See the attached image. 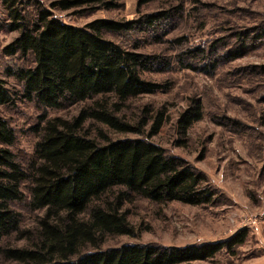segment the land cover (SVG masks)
Masks as SVG:
<instances>
[{"label":"trees","instance_id":"trees-1","mask_svg":"<svg viewBox=\"0 0 264 264\" xmlns=\"http://www.w3.org/2000/svg\"><path fill=\"white\" fill-rule=\"evenodd\" d=\"M1 1L6 30L17 33L2 54L18 56L28 66L7 70L19 90L0 79V107L18 100L42 110L81 107L71 119L42 115L33 129V157L25 163L12 152L15 132L0 116V264H195L222 252L235 255L246 231L224 241L181 247L148 243L102 248L108 238L136 234L126 209L136 198L194 207L215 201L217 193L203 172L150 141L166 123L164 109L145 105L137 118L123 113L130 100L164 89L147 76L171 66L163 55L139 52L137 44L125 47L109 37L152 34L157 23L174 15L164 10L133 22L97 19L79 28L54 12L112 11L122 0H47L48 7L32 0ZM28 5L30 13L25 12ZM261 28L257 39L264 37ZM241 35L237 40L244 44ZM184 54H178L183 68L200 71ZM204 55L202 50L192 57ZM202 117L201 102L191 97L176 124L180 139ZM109 132L136 137L114 139ZM19 206L34 214L28 226Z\"/></svg>","mask_w":264,"mask_h":264},{"label":"rangeland","instance_id":"rangeland-1","mask_svg":"<svg viewBox=\"0 0 264 264\" xmlns=\"http://www.w3.org/2000/svg\"><path fill=\"white\" fill-rule=\"evenodd\" d=\"M32 1L48 7L47 0ZM138 1L122 0L121 7L112 11H55L54 15L79 28L97 19L133 22L164 10L174 15L157 23L152 34L136 31L109 37L125 47L137 44L139 52L163 55L171 66L167 72L147 76L164 84V89L130 100L123 113L137 118L145 105L154 111L164 109L166 123L150 141L203 172L217 194L212 205L201 207L136 198L126 205L136 234L108 238L102 248L148 243L181 247L224 241L246 231L244 243L234 248L235 255L222 252L212 261L195 264H264V37L256 38L264 27V0H154L142 6ZM31 11L28 5L25 12ZM6 24L0 0V79L16 91L20 85L7 76V70L28 64L18 56L2 54V48L17 36L6 30ZM239 33L245 37L244 44L237 40ZM202 50L203 57H192ZM188 51L190 55L184 54ZM178 54L200 71L183 68ZM191 97L201 102L203 117L180 139L176 124ZM80 107L42 110L23 100L0 107V116L15 132L12 152L18 160L25 163L33 157L37 141L33 129L42 115L71 119ZM109 134L114 139L136 137ZM18 208L25 225L34 220V214Z\"/></svg>","mask_w":264,"mask_h":264}]
</instances>
